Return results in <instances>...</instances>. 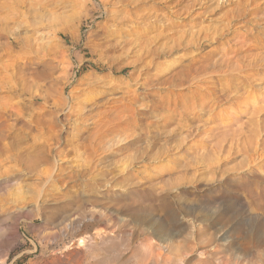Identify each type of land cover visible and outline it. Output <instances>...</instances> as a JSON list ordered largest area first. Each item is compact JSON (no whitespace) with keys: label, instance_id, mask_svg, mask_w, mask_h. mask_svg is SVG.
I'll list each match as a JSON object with an SVG mask.
<instances>
[{"label":"rangeland","instance_id":"rangeland-1","mask_svg":"<svg viewBox=\"0 0 264 264\" xmlns=\"http://www.w3.org/2000/svg\"><path fill=\"white\" fill-rule=\"evenodd\" d=\"M180 1L0 0V264H264V68L235 97L222 65L264 0Z\"/></svg>","mask_w":264,"mask_h":264},{"label":"bare ground","instance_id":"bare-ground-1","mask_svg":"<svg viewBox=\"0 0 264 264\" xmlns=\"http://www.w3.org/2000/svg\"><path fill=\"white\" fill-rule=\"evenodd\" d=\"M104 1V0H103ZM185 0H181L180 1V3H182V2H184ZM219 1V7L220 6H222L223 4H225L226 3V0H218ZM234 0H229V2H233ZM66 2V1H65ZM251 1L250 0H248L247 2H245V4H244V8L245 9H247V11H248V4L250 3ZM215 2H212V4H214ZM219 8H218V5H217V8H216V10H218ZM261 12H257L256 10L255 11H248L247 13H245V15L247 16V15H252V16H254V18L255 19H260V18H262V17H259L258 15L260 14ZM243 16V15H242ZM253 25V27H260V26H258V25H256V24H252ZM34 30V29H33ZM254 30V29H253ZM225 31V32H224ZM224 31H222L221 33H220V36H222L223 35V33H226V30H224ZM33 32V31H32ZM35 32V31H34ZM32 33V35L30 36V37H25V38H21V41H22V44L25 46V48H27L29 51H30V54L31 55H33V56H38L39 54H41L44 50H45V47H43V45H41V44H38V48H35V43H33V42H36L37 41V38H34V39H32V37H34L35 36V33ZM229 33L231 32L230 30L228 31ZM227 32V34L226 35H228L229 33ZM246 38H244V42L243 43H246V40L250 37H252L253 38V42H254V44L253 45H249L250 46V49H254V50H259V51H263L264 52V39H263V37H264V28H263V30H261V31H255L254 33H253V31L252 30H249V31H247V34H246ZM212 40H215V42H216V39H214V38H212ZM201 45V41H200V39L198 38V39H196V47H198V46H200ZM238 45H243L242 43H238ZM50 50V49H49ZM48 50V51H49ZM169 50H171V49H169ZM241 51V49L239 48V49H237V50H234V52H236V51ZM51 51V50H50ZM46 53H48V52H46ZM49 53H51V52H49ZM30 64H31V58H29L24 64H23V67H19L18 68V72H17V74H16V79H18L19 80V82H25V80H28V78H27V75H23L22 77H17V75L20 73V74H22V73H24L26 70H27V68L30 66ZM222 65H224L225 66V70H226V75H224V81H226V82H229V83H231V82H233V81H237L238 82V84H232V85H230V84H227V85H225L226 86V88H225V90L224 91H227V89H232V88H234L235 90H234V92H235V97H236V93L238 92V91H240V90H242L245 86H246V84H245V81L243 80V78H242V76H244V79L245 80H248V79H246V76L250 79V80H252L253 78H254V75H250L248 72H251V71H256V70H259V69H261V68H264V53L263 54H260V53H258V54H256V55H254V56H232L231 58H229V59H226L224 62H223V64ZM224 68V67H223ZM7 69V68H6ZM54 72V69H52L51 70V73H53ZM249 74V75H248ZM256 75V74H255ZM214 76V75H213ZM220 76V75H219ZM11 78V77H10ZM10 78H9V80H10ZM197 78V77H196ZM196 78H193V81H196L197 79ZM38 79H39V75H36V77H32L31 76V78H30V80L34 83V84H32V82L31 83H29L30 81L28 80V82L26 83V84H24L23 85V90L25 91L26 90V86L27 87H30V88H33V87H36L37 89H40V86H39V82H40V80L38 81ZM203 79V78H202ZM242 79V80H241ZM14 81V79H11V83ZM221 81V80H220ZM3 82V81H2ZM196 83H202V80H197L196 81ZM205 83V82H204ZM9 84V82L8 83H2V84H0V87H1V89H5L6 88V90H8V89H13V90H16L17 89V84H13L12 86H10L11 88H8L7 89V87L6 86H9L8 85ZM194 84H195V82H194ZM251 85V84H250ZM195 87V89L197 88V89H199L198 88V86H194ZM232 87V88H231ZM253 87V86H252ZM5 90V91H6ZM202 90V89H201ZM204 90V89H203ZM202 90V91H203ZM172 96V95H171ZM176 98H178L177 97V95H174ZM224 96V95H223ZM219 97H220V95L218 96L217 95V97H216V99L219 101L218 103H220V105L219 106H221V105H224V104H222V101H220L219 100ZM228 97V96H227ZM60 99H62V96H61V98ZM209 99V98H208ZM230 99V97H228V98H226V99H224L225 100V102L227 101V100H229ZM247 99V98H246ZM3 100V99H2ZM62 100H65V98L63 97V99ZM197 100V99H196ZM175 101V100H174ZM206 101V100H205ZM204 100H202V101H198V103H196L197 105H199L201 108L200 109H197L198 107H194L195 106V102H192V103H190V111H192L193 113H195L196 112V110H200L201 112H205L206 111V105H207V103L205 102ZM210 101V100H209ZM209 101H208V103H209ZM67 101L65 100V103H59V105H57V107L60 109V110H64V109H69V111L71 112V115H73L75 112H76V110L77 109H75L74 107H72V106H69V102L68 103H66ZM178 102V101H177ZM230 102H232V103H234V102H236V101H234V100H231L230 99ZM175 103H176V101H175ZM189 103V102H188ZM213 103V102H212ZM215 103H216V101H215ZM224 103V102H223ZM244 103V102H243ZM4 104H6V103H4ZM245 104V103H244ZM211 106H212V104H211ZM245 108H247V109H249L250 107L248 106V105H245ZM16 108L14 107V106H12V105H9V104H6V105H0V110H1V112H0V117L1 118H3V116L4 115H6V114H8V113H12V115L14 116H19L20 115V113H19V111H16L15 110ZM128 109V108H127ZM216 109V108H215ZM254 111V114H253V117L255 118V122L253 123V126L251 127V132H250V134L252 135V140H251V146H252V148H253V146H254V143L255 144H257L258 142H253L254 141V139L255 138H262V140H264V108H256V109H254L253 110ZM183 113H187V111H185V110H183L182 111ZM231 112H235V109H232L231 110ZM181 117H182V114H181ZM200 120V116H198L197 118H195L194 119V121L196 122V121H199ZM170 122H172V120H170V121H168V123H170ZM0 127H1V125H0ZM120 128V127H119ZM243 129V128H242ZM3 130H1V132H2ZM115 132H113V134H114ZM113 134H112V136H113ZM105 135V134H104ZM106 137V136H105ZM105 137H103V138H105ZM107 138V137H106ZM242 138V137H241ZM237 141H238V139H237ZM240 141H241V139H240ZM238 145V144H237ZM263 146H262V148H257L255 151H253V157H255L259 152H262L259 156H262V155H264V143L262 144ZM241 152V151H240ZM249 152H246V157L250 160V156H247V154H248ZM198 158V157H197ZM165 204V203H164ZM168 205V204H167ZM180 206V205H179ZM169 207V206H168ZM173 208V207H172ZM179 210V209H178ZM177 211V210H176ZM184 211V210H183ZM163 212V211H162ZM169 212H171V211H169ZM168 214V213H167ZM169 215V214H168ZM188 215V214H187ZM167 216V215H166ZM172 217V216H171ZM172 225V224H171ZM161 238L162 237H159V239L161 240ZM158 239V240H159ZM154 247V246H153ZM156 259H157V262L155 263L154 261H150V263L149 264H157L158 262H160V263H162V262H164V257L162 256V255H158L157 257H156ZM106 263V262H105ZM219 264H229V263H227V262H225V263H223V262H219Z\"/></svg>","mask_w":264,"mask_h":264}]
</instances>
